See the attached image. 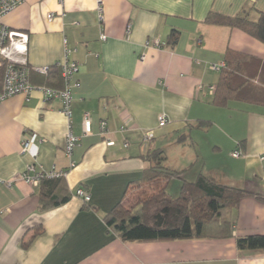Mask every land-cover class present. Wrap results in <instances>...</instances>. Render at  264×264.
<instances>
[{
	"label": "crops",
	"instance_id": "1",
	"mask_svg": "<svg viewBox=\"0 0 264 264\" xmlns=\"http://www.w3.org/2000/svg\"><path fill=\"white\" fill-rule=\"evenodd\" d=\"M211 14L257 23L264 0H21L0 18L1 26L29 36L30 68L49 69L31 76L35 86L62 90L55 70L66 61L78 65L81 83L70 121L60 100L38 90L0 102V264H264V250L236 243L264 235V43L208 22ZM229 53L246 57L233 65L246 85L219 106L221 73L212 67L227 65ZM200 121L210 126L199 129ZM69 132L79 138L71 157ZM26 140L31 146L22 153ZM156 150L164 168L182 173L165 184L173 199L200 176L255 194L234 211L231 237L124 242L109 230L104 219L117 205L132 207L154 187L150 178L159 173H149L156 164L149 157ZM236 151L242 156L233 157ZM29 166L67 174L35 187L22 178ZM62 187L69 200L43 210L42 195L63 196ZM78 188L90 203L75 196Z\"/></svg>",
	"mask_w": 264,
	"mask_h": 264
},
{
	"label": "trees",
	"instance_id": "2",
	"mask_svg": "<svg viewBox=\"0 0 264 264\" xmlns=\"http://www.w3.org/2000/svg\"><path fill=\"white\" fill-rule=\"evenodd\" d=\"M207 21L214 25L240 29L264 43V15L257 23L245 17L226 18L214 14L209 15ZM175 37L173 34L171 41H174ZM240 60L246 61L247 59L236 53L227 55L228 63L221 69V78L215 89V104L223 106L230 100H236L238 90L241 93L244 92V89H239V87H244L246 82L236 77L238 70L233 68L234 63ZM57 70L61 75L60 69L55 71ZM35 73L31 71V76ZM252 86L253 84H250L245 89L249 87L248 90H250ZM248 90L244 95L248 93ZM259 91L256 92L255 99H258ZM263 101L264 98L261 101L258 100L261 103ZM209 126V122L200 121L197 124L199 129ZM149 160L156 163L149 173H159L150 178V181L154 182L151 192H144L138 203L131 208H126L121 204L117 205L104 219L107 227L116 237L124 242H153L200 238L226 239L232 236L234 211L238 209L245 197L255 194L244 189L218 185L200 176L192 184H184L180 196L173 199L167 193L165 184L173 178H179L182 173L163 167L165 156L161 150L152 152ZM62 179H44L41 185H45L48 181H61ZM61 192L64 193L63 196L43 194L41 208L47 210L66 203L70 196L65 193L67 190L64 187ZM236 243L241 250H264V235L239 237Z\"/></svg>",
	"mask_w": 264,
	"mask_h": 264
},
{
	"label": "built area",
	"instance_id": "3",
	"mask_svg": "<svg viewBox=\"0 0 264 264\" xmlns=\"http://www.w3.org/2000/svg\"><path fill=\"white\" fill-rule=\"evenodd\" d=\"M21 0H0V18L5 14L15 9ZM99 12L103 14L102 2H99ZM54 18L53 14L48 15L49 21ZM101 39L106 40V36L102 35ZM29 36L20 31L10 30L7 27L0 25V68L3 69V90L0 95V102L17 96L25 95L29 98L33 92L40 91L43 93L46 100L58 99L63 103V113L71 118V106L73 101V93L76 89L81 87V83L76 79L78 73V65L74 62L66 61L59 64L61 76L64 82V88L62 90L52 89L44 86H35L31 82V71L46 75L48 68L31 69L27 63V51H28ZM224 63L220 65H214L212 67L215 71H221L224 67ZM214 91V88L212 89ZM167 125V118L165 115H160L159 126L165 127ZM83 130L85 135L92 133L91 119L89 113H85L83 120ZM102 133L107 131V123H101ZM154 137L153 132L146 134V139ZM79 138L74 136L72 132L68 133L65 152L67 156L71 157ZM30 142L24 141L21 145V152L26 153L30 149ZM241 153L236 151L233 153V157H241ZM261 160H264V155L261 156ZM76 163L71 162L70 168H75ZM66 171H52L49 173H38L35 171L34 166H29L25 173L22 175L23 180L32 186H39L44 179H60L66 176ZM76 197L82 199L85 203H90L91 195L84 188H78L75 192Z\"/></svg>",
	"mask_w": 264,
	"mask_h": 264
},
{
	"label": "rangeland",
	"instance_id": "4",
	"mask_svg": "<svg viewBox=\"0 0 264 264\" xmlns=\"http://www.w3.org/2000/svg\"><path fill=\"white\" fill-rule=\"evenodd\" d=\"M146 138V137H145ZM152 139V138H151ZM148 140V139H147ZM139 193V192H138ZM133 207V206H132ZM126 208H131V206H128V207H126Z\"/></svg>",
	"mask_w": 264,
	"mask_h": 264
}]
</instances>
